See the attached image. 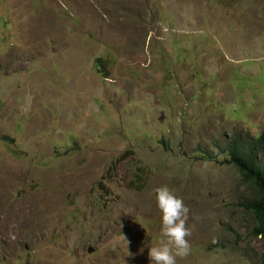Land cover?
I'll use <instances>...</instances> for the list:
<instances>
[{
    "label": "rangeland",
    "instance_id": "374dc122",
    "mask_svg": "<svg viewBox=\"0 0 264 264\" xmlns=\"http://www.w3.org/2000/svg\"><path fill=\"white\" fill-rule=\"evenodd\" d=\"M235 133L264 141V0H0V264H152L160 186L177 264H259L253 187L204 154Z\"/></svg>",
    "mask_w": 264,
    "mask_h": 264
},
{
    "label": "trees",
    "instance_id": "16d2710c",
    "mask_svg": "<svg viewBox=\"0 0 264 264\" xmlns=\"http://www.w3.org/2000/svg\"><path fill=\"white\" fill-rule=\"evenodd\" d=\"M106 59L97 58L96 66L101 71L106 67ZM263 137L251 139L233 134L225 148H219L218 152L206 150L207 159L217 160L218 155H224L222 164L234 165L240 172L244 184L253 187L254 196L243 204L244 208L253 213L255 226L252 235L264 240V161L261 158L263 148ZM264 264V253L261 255L260 263Z\"/></svg>",
    "mask_w": 264,
    "mask_h": 264
},
{
    "label": "clouds",
    "instance_id": "9594fccd",
    "mask_svg": "<svg viewBox=\"0 0 264 264\" xmlns=\"http://www.w3.org/2000/svg\"><path fill=\"white\" fill-rule=\"evenodd\" d=\"M155 195L162 213L161 232L166 240L150 247L148 256L152 264H177V257L186 258L191 251L188 239L191 230L186 226L190 210L167 186L157 187Z\"/></svg>",
    "mask_w": 264,
    "mask_h": 264
}]
</instances>
